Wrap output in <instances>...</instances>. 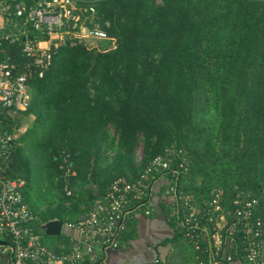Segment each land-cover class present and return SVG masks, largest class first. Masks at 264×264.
Returning <instances> with one entry per match:
<instances>
[{
	"label": "trees",
	"instance_id": "1",
	"mask_svg": "<svg viewBox=\"0 0 264 264\" xmlns=\"http://www.w3.org/2000/svg\"><path fill=\"white\" fill-rule=\"evenodd\" d=\"M76 1L92 6L87 25L114 38V47L66 41L29 81L20 115L33 116L26 132L42 131L33 148L48 182L45 203L32 199L23 133L1 163L5 176L24 181L22 198L42 243L58 252L63 237L44 234L41 224L77 221L113 179L133 180L173 146L185 151L179 186L195 201L216 189L227 208L238 193L256 199L264 264V0ZM2 122L10 131L14 119ZM180 238L194 254L175 227L172 240Z\"/></svg>",
	"mask_w": 264,
	"mask_h": 264
},
{
	"label": "built area",
	"instance_id": "2",
	"mask_svg": "<svg viewBox=\"0 0 264 264\" xmlns=\"http://www.w3.org/2000/svg\"><path fill=\"white\" fill-rule=\"evenodd\" d=\"M93 12L92 6L76 0H0V238L7 241L10 253L6 264H106V252L120 245L125 220L133 213L151 214L154 193L165 201L168 216L192 245L195 264H263L256 199L238 193L227 208L216 189L207 199L195 201L179 186L188 159L182 148L173 146L153 156L133 180L113 179L77 221L61 222L58 235L64 243L57 244L58 252L42 243L35 217L22 198L24 181L2 171L1 163L17 137L13 129L2 127V120L27 108L30 79L42 76L66 41L90 48L88 42L95 40L114 47V38L96 24L87 25ZM157 182L160 188L154 191Z\"/></svg>",
	"mask_w": 264,
	"mask_h": 264
},
{
	"label": "crops",
	"instance_id": "3",
	"mask_svg": "<svg viewBox=\"0 0 264 264\" xmlns=\"http://www.w3.org/2000/svg\"><path fill=\"white\" fill-rule=\"evenodd\" d=\"M159 184H154V191L160 188ZM152 200L153 210L150 215L133 213L125 220L120 245L106 252V264H193L192 250L183 239L172 240L176 226H172L168 220L165 201L155 193ZM160 203L163 204L165 214ZM63 233L75 235L70 230ZM0 241V264H6L10 257L7 241ZM188 249L191 261L188 259Z\"/></svg>",
	"mask_w": 264,
	"mask_h": 264
},
{
	"label": "rangeland",
	"instance_id": "4",
	"mask_svg": "<svg viewBox=\"0 0 264 264\" xmlns=\"http://www.w3.org/2000/svg\"><path fill=\"white\" fill-rule=\"evenodd\" d=\"M155 3H159L160 0H154ZM93 44V47L99 48V44L100 41H95V40H91L88 42L87 46L90 47V44ZM14 122L11 126V128L15 131V133L17 134V136H19L21 133L24 134V137L22 136V140L19 141L20 146L22 148V152L25 155H28L30 158V167H31V176H32V184L34 186V196L32 197V199L34 201H38L40 199L45 200L48 199V197H46L45 193H44V189L45 186L48 185V182L44 176V173L42 171V164H41V160H40V154L38 153V151L36 149L33 148V143L34 141H36L37 139L42 137V131L39 130H35L34 132H26V129L31 127V122L33 120V116L32 115H28V116H22L20 114H15L13 116ZM109 134L111 133V130L109 129ZM135 157L138 159L140 158L141 155V146L140 143L138 144V146L136 147L135 153H134ZM43 203V204H44ZM43 204L40 206V209L43 208ZM46 205V204H45ZM66 232V229H63V232ZM3 240V238L1 237L0 240ZM43 240L45 242H50L52 241V237L50 236H44ZM188 256H189V261L191 254L190 251L188 249Z\"/></svg>",
	"mask_w": 264,
	"mask_h": 264
},
{
	"label": "water",
	"instance_id": "5",
	"mask_svg": "<svg viewBox=\"0 0 264 264\" xmlns=\"http://www.w3.org/2000/svg\"><path fill=\"white\" fill-rule=\"evenodd\" d=\"M61 222L62 221L58 219L46 221L45 223L41 225V230L46 235L56 236L59 234ZM0 244H1V241H0Z\"/></svg>",
	"mask_w": 264,
	"mask_h": 264
}]
</instances>
